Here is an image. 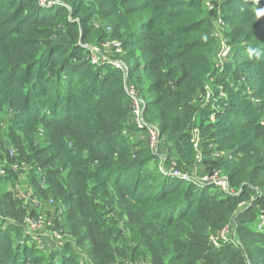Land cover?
<instances>
[{"label":"trees","instance_id":"trees-1","mask_svg":"<svg viewBox=\"0 0 264 264\" xmlns=\"http://www.w3.org/2000/svg\"><path fill=\"white\" fill-rule=\"evenodd\" d=\"M38 2L0 0V150L11 138L30 197L58 201L62 212L47 218L61 239L41 248L32 211L0 188V264H264V0ZM215 13L233 49L222 67ZM106 25L177 170H218L230 192L162 172L132 139L121 72L86 59ZM209 83L214 99L201 104ZM225 226L229 239L211 246Z\"/></svg>","mask_w":264,"mask_h":264},{"label":"built area","instance_id":"built-area-1","mask_svg":"<svg viewBox=\"0 0 264 264\" xmlns=\"http://www.w3.org/2000/svg\"><path fill=\"white\" fill-rule=\"evenodd\" d=\"M39 1V0H38ZM42 1V0H41ZM45 1V0H43ZM49 0H47L48 2ZM220 19V18H219ZM108 27V26H105ZM105 31L107 33V30L105 28ZM106 44V48L104 51L102 50V47ZM228 46V45H227ZM87 48L86 53V59L95 66H104V67H110L113 69H117L122 74V84H123V90L124 94L126 95L127 103L129 106V123L136 128V132L133 136H135L136 139L143 140L144 138L149 143V148L152 153L158 148V137L161 135V131L159 128V125L156 122H148L145 120L144 111L146 106V101L142 94L140 93L139 89L135 86V84L132 83V81L129 78L128 68L127 65L122 62L120 59L118 61L111 56L120 55L121 57L124 55V51L122 48V45L120 41L113 39L109 42H103L101 47L96 45H85ZM232 47L228 46L224 48L221 52V56H225L227 54H230ZM218 51V50H217ZM216 51V53H217ZM217 60V56L215 54V62ZM220 62V58L218 56L217 65ZM222 67V66H220ZM202 95V94H201ZM199 95L198 97H200ZM211 96V92L209 90H205L204 95H202L201 104H204L209 101ZM214 115L211 114L210 119H213ZM190 142L192 144L193 149L195 150V159L197 162V166L199 167L201 161H202V150H201V144H200V134L196 127H194L191 130V136H190ZM161 148V152L165 154L166 152L162 149L161 145H159ZM8 156L10 158H13L16 154L14 152V149L9 146ZM158 157V167L161 171L165 172L167 171L169 174L173 176H178L183 179L191 180L194 179V181L205 184V185H215L218 187V189L221 192L228 193L231 190H229V185L226 177L220 173L218 170H207L200 173H190V174H182L179 170L176 168V162L175 159L172 157L171 160H169L168 163L165 164L164 160H162L163 157ZM160 161V164H159ZM164 163V165L162 164ZM23 169L26 168V166H22ZM166 168V169H165ZM10 169L17 171V169L21 170V164L16 163L12 166H10ZM6 173V168L1 167L0 168V177H3ZM31 218H27L26 222L29 226V229L32 231V239H36L34 235L41 236L42 234L40 231L47 227L49 225V220L46 217H44L43 220H36L34 222H30ZM264 223V217L261 216L259 223L256 226L257 230H261L262 225ZM54 237L53 240H58L57 242L50 244L49 242L46 243V245H40V247L44 248L46 246H57L59 243V240L61 237L55 233V231H51L50 237ZM219 239L222 241H227L229 239V227L225 226L221 230L217 231L215 235L209 236V244L213 247L219 246ZM38 240V239H36Z\"/></svg>","mask_w":264,"mask_h":264},{"label":"rangeland","instance_id":"rangeland-1","mask_svg":"<svg viewBox=\"0 0 264 264\" xmlns=\"http://www.w3.org/2000/svg\"><path fill=\"white\" fill-rule=\"evenodd\" d=\"M56 0H49L47 2V0L45 1H41L39 0V5L44 7V8H47V7H51L54 5ZM249 2L250 1H253V0H248ZM209 9V8H208ZM99 22H96V25H98ZM107 26V25H106ZM106 30H107V33H106V37L104 40H102L101 42H99L98 44H92V45H96V46H99L101 47L102 43L105 41L106 43L109 42L110 40H112L111 36H110V32H111V27L108 26V27H105ZM213 29H214V34L215 36L218 38V41H219V44H218V47H217V53H216V56H217V60L215 62V64L217 63L218 61V56L220 58V62H218V64L220 66H222L223 64H225L226 62H229L231 60V57H232V54H233V49H231V52L230 54H227L225 56H221L219 54H221L222 50L228 46H232V44L230 42H228V39L224 36V33L226 31V25L224 24V22L222 21V19H219L218 18V14L215 13L214 15V18H213ZM85 45V44H84ZM228 45V46H227ZM106 48V44L102 47V50L104 51V49ZM112 58L116 59L118 61V59H120L122 62L123 59L120 55H116L115 56H111ZM119 62V61H118ZM217 65V64H216ZM132 79H136V76L135 74H132ZM141 86H144V84H141ZM215 88H218L221 92V93H224L222 90H221V85H217L215 86ZM205 90H209L211 92V96H210V99L209 101H211L212 99H214V91H213V86H212V83H209L206 87H205ZM143 97L144 99L146 98V100L148 99V93L143 90ZM245 93L248 94L249 93V90L248 88L245 90ZM126 96V95H124ZM220 96H225L224 94H221ZM198 97V95H197ZM248 99L251 101V102H254V101H257V98L253 97V96H248ZM127 101V99H126ZM128 112V118H129V110H127ZM145 116V115H144ZM5 121H6V124L9 122V118H10V112L7 113V115H5ZM146 120V119H145ZM211 120H214L211 119ZM147 121V120H146ZM149 122V121H148ZM158 124V122H156ZM4 124V122H3ZM159 125V124H158ZM136 129V128H135ZM132 139H136L135 136L132 137ZM142 142H144L145 146L148 148V150L150 151V153L152 155H154L157 159L158 157L157 156H161L163 157L162 160H164L165 164L168 163L169 159L171 160L172 159V153L171 152H167L168 148L165 144V138H164V135H161L158 137V143L159 145H161L162 149L166 152L165 154H163L161 152V148L160 146L158 145V148L159 150H155L154 153L151 152L150 148H149V143L147 142V140L144 138L143 140H141ZM200 144H201V138H200ZM4 146H6L5 150H4ZM4 146H3V143H2V149L3 150H0L1 152H3L2 154L3 155V158L2 160L0 161L1 165H0V168L1 167H4V168H9L10 169V166L18 163L19 161H14L12 158H10L8 156V151H9V146L12 147L14 149V152L16 154V147L14 146L11 138L8 140H6L4 142ZM202 148V147H201ZM5 151H7V155H5ZM169 151V150H168ZM9 158V159H8ZM14 158V157H13ZM202 158H203V155H202ZM157 164H158V160H157ZM159 164H160V161H159ZM162 164L164 165V163L162 162ZM22 166H26L25 169L22 168ZM149 167H152V164L150 163ZM29 169V166H27L26 163H21V170L20 169H17V171H14L12 169H10V171H6L5 175L3 177H0V188H3L4 189H10V190H13L16 192V194L18 195V197H20L21 201H23V207L24 209H26V215H30L31 211H32V216H30L29 218H31L29 221L30 222H34L36 220H43L44 217L47 216V213H53V217H56L58 215H60V213L62 212L61 210V207L58 205V201L56 202H52L50 199L48 198H38L36 196H33V197H30L31 193H32V187L28 184V180L26 179H23L22 178V175L24 172H29L30 169ZM36 169L33 170V174L35 172ZM10 172V173H9ZM39 172V169L36 171V173ZM163 172V171H162ZM167 172V171H165ZM10 174H18V177L17 179H15L13 177V188L10 186V180L8 179V177L10 176ZM43 184V183H41ZM44 185V184H43ZM25 186H28L27 188ZM211 190H216L214 187H209ZM21 194H22V197H21ZM54 226L57 228L56 224L54 223ZM41 234H45L46 237L45 238V243L43 241V238L41 236H38V235H34V237L36 239H33L36 241V243L39 245H46V243H50V244H53L55 242H57L58 240H53V238L50 237V233L51 231H49L48 229V225L47 227L43 228L41 231H40ZM48 244V245H50ZM40 246V245H39ZM42 248V247H41Z\"/></svg>","mask_w":264,"mask_h":264},{"label":"bare ground","instance_id":"bare-ground-1","mask_svg":"<svg viewBox=\"0 0 264 264\" xmlns=\"http://www.w3.org/2000/svg\"><path fill=\"white\" fill-rule=\"evenodd\" d=\"M10 231V230H9ZM12 233V232H11Z\"/></svg>","mask_w":264,"mask_h":264}]
</instances>
